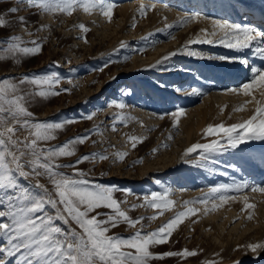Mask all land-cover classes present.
<instances>
[{
    "label": "rangeland",
    "instance_id": "374dc122",
    "mask_svg": "<svg viewBox=\"0 0 264 264\" xmlns=\"http://www.w3.org/2000/svg\"><path fill=\"white\" fill-rule=\"evenodd\" d=\"M113 2L116 7L113 9V19L108 22L98 12L89 15L76 9L71 16L36 14L35 9H29L19 0H0V15L10 22L8 26L0 28V41L18 34L26 42L38 39L42 45L41 53L32 57H20L19 63L12 57L0 61V80L18 81L24 74H60V84L56 86L59 95L47 99L37 97L28 105L29 110L34 113L33 119L73 120L64 130L57 132L56 139L48 143L61 145L70 138L85 134L89 138L83 145L76 146L74 156L60 158L58 162L74 163L80 156L93 152L107 155L106 160L90 159L77 167L94 183L115 186L113 195L121 202L124 210H129L132 204L142 205L145 194L168 190L170 198L175 202L174 208L165 211L154 221L145 219L142 222L145 225L144 232H148L166 223L174 212L184 210V201L200 197L212 186L226 183L223 180L217 183L212 172L204 170L205 166L212 163L205 164L199 159L198 153L184 156V150L193 143H207L213 138L202 135L207 124L236 123L247 119L253 110V105L249 104L244 111H233L249 98L226 91L248 80L243 79L237 85L233 82L232 70L245 66L239 62V56L246 55L248 50H229L219 44H192L189 49L204 53L205 58L182 53L163 65L149 67L161 56L184 46L189 39L203 35L199 32L201 28L211 30L209 21L189 22L170 30V36L169 31L163 30L164 25L177 23L178 17L184 14L199 12L209 16L205 10L210 9L214 18L238 23L239 17H233L236 14L233 13V9L236 11L233 7L237 6L234 2L264 12V0H169L170 4L166 9L162 8L161 3L159 7L147 11L143 17L139 15L140 5L151 6L154 0ZM130 3L134 4L129 6ZM13 7L19 10L11 13L9 9ZM21 16L28 21L27 31L18 21ZM79 23H84L90 31L81 33L74 26ZM39 25L48 27L37 30ZM81 36L86 37L87 43L78 38ZM172 36L175 38H171ZM121 41L125 42L124 47H120ZM141 48L144 49L143 52L139 51ZM209 56L212 58H207ZM219 56L229 59L220 60ZM105 64L108 66L103 67ZM214 70L221 73L227 71L225 75L229 77L218 83V86L210 88L205 80L213 77ZM187 78L190 79L188 85L191 84L189 92L188 85H184L181 92H171L170 88L175 86L176 80L181 79L178 85L181 87ZM120 84H126L128 88L122 89V86L115 93V87ZM25 87L30 88L27 85ZM193 87L200 89L202 94L189 95ZM62 89L69 91L64 92ZM104 95L112 98L113 102L106 103ZM116 103H123L125 107L116 108ZM177 108L185 109V114L179 119L178 127L173 128L169 114ZM118 113L130 119L120 123L116 120ZM89 115L93 118L85 119ZM161 115L164 116L163 119L160 118ZM25 134L22 131L18 133L20 137ZM130 135L143 137V142L133 149L127 140ZM169 135L171 139L168 138ZM117 151L127 152L123 160L115 156ZM260 156L263 157L261 161ZM212 159L222 175H230L229 184L234 181L229 169L234 164L240 170L238 176L242 179L239 181L246 180L250 185L264 186V142H248L237 149L213 154ZM61 171L71 174L73 169L64 168ZM41 182L47 185L45 179H41ZM48 187L51 188V185ZM178 189L181 190V195L177 194ZM230 195H236L237 199L206 215L202 205H188L201 208V212L186 218L167 244L151 248L155 253L188 248L197 251L195 257H169L151 261L150 264H204L209 259L215 260L216 264H233L237 260L241 264H264V251L256 255L237 248L238 245L264 240V193L252 191L249 187L243 192ZM243 196H247L248 202L255 205L252 220L246 218L248 210L241 211ZM154 214L155 210L146 206L129 210L132 218ZM135 230L122 224L112 229L110 234L129 236Z\"/></svg>",
    "mask_w": 264,
    "mask_h": 264
},
{
    "label": "snow or ice",
    "instance_id": "6c2138e0",
    "mask_svg": "<svg viewBox=\"0 0 264 264\" xmlns=\"http://www.w3.org/2000/svg\"><path fill=\"white\" fill-rule=\"evenodd\" d=\"M19 2L29 9H35L36 14L71 16L76 9H81L89 15L98 12L108 22L113 19V9L116 7L113 0H19ZM154 7V4L147 7L141 4L139 15L145 16L147 11ZM18 10L16 7L9 9L11 13ZM18 21L27 31L26 17L21 16ZM197 21H209L211 30L201 28L199 32L203 35L189 39L184 46L161 56L149 67L163 65L182 53L205 58L204 53L189 49L192 44H219L235 51L249 50L252 56L264 60V28L253 23H235L194 12L178 17L177 23H165L163 30L169 31L171 36L170 30ZM9 24L10 22L0 15V28ZM74 26L78 27L81 33L90 31L84 23ZM132 26L135 27V24ZM46 27L48 26L39 25L37 30ZM78 38L84 39L87 43L86 37ZM124 46L125 42L121 41L120 47ZM41 51L42 45L38 39L26 42L18 34L0 41V53L7 54L0 55V61L12 57L19 63L20 57H32ZM139 51L143 52L144 49L141 48ZM218 59L229 58L219 56ZM239 62L245 66L249 64L247 58L240 59ZM107 66L105 64L103 67ZM250 72L246 82L226 91L248 97L249 99H245L233 111H244L251 104L253 105L251 115L236 123L207 124L202 130V135L213 138L207 143H193L184 150V156L198 153L199 159L205 164L214 163L213 154L237 149L240 145L252 141L264 142V66H252ZM60 80L58 72L24 74L18 81L0 80V264H150L151 261L169 257L182 259L195 257L197 251L188 248L162 253H155L151 248L167 244L186 218L201 212L199 207H188L190 204L202 205L203 213L206 215L223 207L229 201H235L236 195L230 193H240L249 187L252 191L264 193V186L250 185L246 180L217 184L200 197L184 201V210L174 212L166 223L153 231L144 232L145 225L142 222L145 219L154 221L165 211L173 210L175 202L170 198L169 191H152L145 194L144 203L132 204L129 210L146 206L155 210V214L132 218L129 210H124L121 202L114 197L115 186L94 183L77 167L90 159L106 160L107 155L93 152L80 156L74 163L58 162L60 158L74 156L76 146L83 145L89 138L88 135L70 138L61 145H50L48 142L57 138V132L64 130L66 125L74 121L33 119L34 113L29 110L28 105L37 97L47 99L59 95L56 86L60 84ZM26 85L30 88H26ZM62 91L68 92L69 89ZM201 94V90L195 87L189 93L196 96ZM114 106L119 109L125 107L123 103H116ZM184 114L183 108H177L169 114L172 117L173 128L178 127L179 119ZM92 118V115L85 117L89 120ZM160 118L163 119L164 116L161 115ZM127 119L130 117L120 113L116 116L120 123ZM21 131L26 133L23 137L18 135ZM168 138L171 139V135ZM143 139L135 135L127 136L133 149L138 143L143 142ZM126 155L127 152L124 151L115 153L119 160H123ZM64 168H71L73 171L71 174L61 171ZM41 179H45L47 185L42 183ZM48 185H51V188ZM241 199L244 202L241 211L248 210L246 218L252 220L255 205L248 202L247 196ZM99 209L110 211H97ZM122 224L136 230L129 236L110 234L112 229ZM237 248L259 255L264 251V240L238 245ZM204 264L216 262L209 259ZM233 264H241V261H234Z\"/></svg>",
    "mask_w": 264,
    "mask_h": 264
},
{
    "label": "bare ground",
    "instance_id": "6f19581e",
    "mask_svg": "<svg viewBox=\"0 0 264 264\" xmlns=\"http://www.w3.org/2000/svg\"><path fill=\"white\" fill-rule=\"evenodd\" d=\"M161 3L163 4L162 5V8L163 9H166L168 6H169V0H154V5H155V7L154 8H157V7H159L160 5H161ZM235 4H237V6L236 7H233V8H235V12H234V9H233V13H236V14H234L233 15V17H239V19L237 20V22L238 23H241V24H243V23H253V24H256V25H259L261 28H264V12H262L260 9H252V8H246V7H244V6H242L241 4H239V3H236V2H234ZM134 3H130L129 4V6H132ZM203 4V3H202ZM211 4H212V2H211ZM233 4V3H232ZM204 5V4H203ZM203 5H202V7H203ZM238 7V8H237ZM240 7V8H239ZM199 8H201V7H199ZM191 10H193V9H191ZM232 10V9H231ZM205 13H207L209 16H213L214 17V14L212 13V9H210V10H205ZM232 13V12H231ZM231 15V14H230ZM229 17V16H228ZM216 46V45H215ZM222 46V45H221ZM217 49H219V48H217ZM230 50V49H229ZM228 50V51H229ZM223 51H225V50H223ZM227 51V52H228ZM244 51V50H243ZM233 52V51H232ZM223 54V53H222ZM231 54V53H230ZM234 54V53H233ZM246 55H244V56H239L240 57V59H243V58H247L248 59V61H249V68H248V65L247 66H244V67H242V68H240L239 70H238V68H237V70L236 71H234V69L236 68H234V69H232L233 70V82H235L237 85L239 84V82H241V80H243V79H249V77H250V74H251V72H250V69H251V67L252 66H264V60H262V59H260L259 57H254V56H252L251 55V53L249 52V50L245 53ZM237 60V59H236ZM230 65V64H229ZM234 66H235V64H234ZM229 67V66H228ZM231 68H232V66H230ZM230 69V68H229ZM218 70V69H217ZM220 70V69H219ZM231 70V69H230ZM207 71H209V70H207ZM213 73H212V75H213V77H210L209 79H206L205 81H206V85L207 86H210V88L211 87H215V86H218V83H222L223 82V80H226V78H228L229 76H227V75H225V74H227L226 72H224L223 71V73H221V72H219V71H212ZM210 74V73H209ZM180 75V74H179ZM211 75V74H210ZM223 75H224V77H223ZM192 76V75H191ZM180 81H181V79H178V80H176L175 81V86H173V88H170V90H171V92L172 93H174L175 91H179V92H181V91H183L184 90V88H182V87H184V85H188V83H189V81H190V79L189 78H187L186 80H185V82L183 83V86H181V87H179L178 85H179V83H180ZM191 85V84H190ZM190 85H188V91L187 92H189V89H190ZM123 86V88L122 89H125V88H128V86L126 85V84H120V85H117L115 88H116V92L115 93H118L119 92V90L118 89H120L121 87ZM223 86V85H222ZM170 87H171V85H170ZM224 87H226V86H224ZM228 87V86H227ZM118 90V91H117ZM104 97H105V95H104ZM102 98H103V96H102ZM104 100L106 101V103H112L113 102V100H112V98H109L108 97V95L104 98ZM101 101H103V99H101ZM259 158V157H258ZM262 158L263 157H261L260 156V158H259V161H261L262 160ZM257 161H258V159H257ZM259 161H258V163H259ZM257 163V162H256ZM215 165V162L214 163H212V165H209V166H205V168H204V170H206L207 172H212V176L213 177H215L214 178V180H216V182L218 183V182H220V181H224V182H226V183H229V176L230 175H227V176H225V175H222L220 172H219V170H218V166L216 167V166H214ZM263 166H264V164H263ZM230 171H231V177H234L233 179H234V181H239L240 179H242L240 176H238V174H240V170H239V168L238 167H236L234 164H231L230 165ZM206 171H204V172H206ZM206 172V173H207ZM262 176V175H261ZM248 180L249 179H251V178H247ZM177 194L178 195H181L182 193H181V190L180 189H178L177 190Z\"/></svg>",
    "mask_w": 264,
    "mask_h": 264
}]
</instances>
